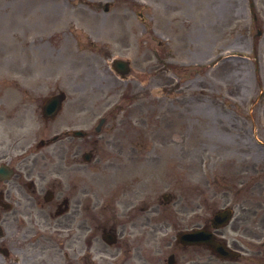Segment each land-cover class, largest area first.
<instances>
[{
    "label": "rangeland",
    "instance_id": "1",
    "mask_svg": "<svg viewBox=\"0 0 264 264\" xmlns=\"http://www.w3.org/2000/svg\"><path fill=\"white\" fill-rule=\"evenodd\" d=\"M117 58L130 63L124 77L111 67ZM0 89L15 114L36 110L26 121L30 151L39 132L61 124L44 125L37 113L53 90L66 94L65 115L79 98L108 114L117 128L103 132L94 186L172 189L195 201L188 189L197 195L200 185L206 220L233 207L220 231L246 251L236 263L207 250V264H264V0H0ZM127 135L140 136L149 155L107 169L104 155L119 165L117 155L131 151Z\"/></svg>",
    "mask_w": 264,
    "mask_h": 264
},
{
    "label": "flooded vegetation",
    "instance_id": "2",
    "mask_svg": "<svg viewBox=\"0 0 264 264\" xmlns=\"http://www.w3.org/2000/svg\"><path fill=\"white\" fill-rule=\"evenodd\" d=\"M0 92V132L6 134L0 135V264H205V244L184 236L207 228L203 201L175 199L170 192L159 196L130 184L115 185L111 194L106 186H94L84 152L92 159L101 152L96 137L102 138L104 123L115 126L108 114L100 116L79 98L68 115L61 109L44 118L40 103L44 125L58 119L61 124L53 135L39 132L30 151L26 121L36 110L25 105L15 114L12 100ZM97 116L104 120L95 134ZM77 125H84L81 135L74 134ZM117 157L135 159L136 153ZM106 158L103 165L115 168L110 154ZM218 234L214 238L221 241ZM231 246L245 249L240 238Z\"/></svg>",
    "mask_w": 264,
    "mask_h": 264
},
{
    "label": "water",
    "instance_id": "3",
    "mask_svg": "<svg viewBox=\"0 0 264 264\" xmlns=\"http://www.w3.org/2000/svg\"><path fill=\"white\" fill-rule=\"evenodd\" d=\"M114 67L117 68L119 71L121 72H127L128 71V66H127V62L124 61H120V60H115L114 61ZM62 99V96H56L53 97L47 104V108L48 110H53V106L55 105H60V101ZM230 216V210L229 209H225V210H221L219 212H217L215 214V218L213 220V222L215 224H221V222H226L227 219ZM220 221V222H219ZM220 254H225L222 250L220 249H216ZM227 254V253H226Z\"/></svg>",
    "mask_w": 264,
    "mask_h": 264
},
{
    "label": "bare ground",
    "instance_id": "4",
    "mask_svg": "<svg viewBox=\"0 0 264 264\" xmlns=\"http://www.w3.org/2000/svg\"><path fill=\"white\" fill-rule=\"evenodd\" d=\"M47 14H48V16H58L62 13L61 12L48 11ZM50 22L57 23V17H51ZM42 27H43V25H42ZM59 50L64 54L71 52L69 49V39L67 37L62 38Z\"/></svg>",
    "mask_w": 264,
    "mask_h": 264
}]
</instances>
